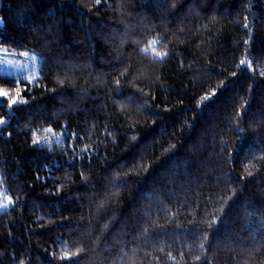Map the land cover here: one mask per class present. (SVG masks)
<instances>
[{
  "label": "trees",
  "instance_id": "16d2710c",
  "mask_svg": "<svg viewBox=\"0 0 264 264\" xmlns=\"http://www.w3.org/2000/svg\"><path fill=\"white\" fill-rule=\"evenodd\" d=\"M3 51L0 264H264V0H0Z\"/></svg>",
  "mask_w": 264,
  "mask_h": 264
},
{
  "label": "snow or ice",
  "instance_id": "6c2138e0",
  "mask_svg": "<svg viewBox=\"0 0 264 264\" xmlns=\"http://www.w3.org/2000/svg\"><path fill=\"white\" fill-rule=\"evenodd\" d=\"M247 27V25H245ZM152 43H156V41H153ZM247 43V42H245ZM142 51H144L145 53H147L149 51L148 48H144L142 49ZM150 51L155 55V58H158L160 60H162L166 55H167V51H158L156 47H152L150 49ZM23 55H28V53H23ZM0 63H4V64H13L16 63L14 61H10V60H4V61H0ZM241 65H245L247 64V66L250 68L251 67V62L247 61L245 59H242L240 61ZM18 66V65H17ZM233 75H235V73H233ZM261 75H264V72L261 73ZM27 80L31 81L33 78L32 77H27ZM61 83H63V81H61ZM117 83H119V81H117ZM215 89L212 90V93L206 94L205 97H202V99H207L209 95H214L215 94ZM19 95V90H17V96H10L9 95V90H5V89H0V96L2 97H7V103L9 105V107H11L15 102L16 99ZM5 122V118L4 117H0V124ZM45 132L44 136L38 135L35 131L32 132V136L34 137L33 139V144H39V143H47L50 146V138L47 136V133H51L54 130L51 128V126H49L48 128L43 130ZM13 198L11 196H8L5 200L0 201V209L2 208H6L9 204L13 203ZM73 253L71 252H65L64 253V257H70L72 256ZM173 259H175V257H173ZM196 259H200L199 257H196ZM20 264H24L23 261L20 262Z\"/></svg>",
  "mask_w": 264,
  "mask_h": 264
},
{
  "label": "rangeland",
  "instance_id": "374dc122",
  "mask_svg": "<svg viewBox=\"0 0 264 264\" xmlns=\"http://www.w3.org/2000/svg\"><path fill=\"white\" fill-rule=\"evenodd\" d=\"M31 57H27L23 55V58H18L13 53H6L3 51L0 54V61L10 60L16 63H13V64L0 63V70L3 73H7L11 75H20L21 73L26 74L27 72H31L33 70L39 69V63L37 62L38 57L34 54ZM28 74L29 73H27V75ZM0 201H1V197H0Z\"/></svg>",
  "mask_w": 264,
  "mask_h": 264
}]
</instances>
